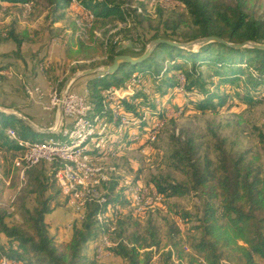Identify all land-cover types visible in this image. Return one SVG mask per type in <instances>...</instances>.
I'll list each match as a JSON object with an SVG mask.
<instances>
[{
  "label": "trees",
  "instance_id": "1",
  "mask_svg": "<svg viewBox=\"0 0 264 264\" xmlns=\"http://www.w3.org/2000/svg\"><path fill=\"white\" fill-rule=\"evenodd\" d=\"M74 1L93 14L92 25L82 27L72 20L71 31L60 33L63 29L55 30L54 24L64 19L72 0H0L5 4V10L19 6V12L25 13L29 19L42 17L46 22L45 29L49 35L45 45L47 49L44 55L37 56L39 66L36 68L51 67V41L54 38L62 42L67 63L72 59L82 60L88 62L91 68L95 64H111L119 54L140 56L157 38L188 43L215 36L232 44H264V0H173L176 4L171 6L156 3L151 14L145 8L150 0L140 1V6H133L134 0ZM26 4L29 7L26 8ZM139 7L141 11H138ZM17 22L16 19H9L4 24L0 23V71L15 67L14 71L22 75V67H32L25 59L23 46L33 41L36 32L31 33L27 27L19 28ZM111 22L115 30H104L103 27ZM143 23L147 24V28L141 26ZM129 28L135 29L136 35L130 38L133 43L126 44L129 48H124L126 45H120L122 39L118 35ZM165 50L169 55L160 58L159 54ZM48 59L51 62L47 65ZM71 66L72 71L78 69V65ZM118 67L113 74L87 75L85 84L98 112L102 111L101 89L118 86L134 73L140 76L139 87L150 85L155 95L153 99L150 92L136 90L122 101L123 110L140 120L124 129V136L131 129L139 131L137 140L123 137L118 141L125 145L138 142L157 120H164L163 124L173 121V117H166L170 101L160 107V103L155 104L154 100L174 94L179 85V73L184 76V93L182 104L175 108H181V114L189 110L201 113L215 111L235 101L251 104L256 102V95L264 96V49L251 46L233 47L215 41L200 46L160 42L142 61L120 63ZM36 68L34 78L28 80L30 85H38L42 80L43 75ZM125 69L124 74L119 76L118 73ZM13 79L17 80V76L9 79L0 74V87L9 85L15 95L22 85L27 96L25 81L20 78L17 84ZM64 81H53L58 92ZM232 86L236 87L233 93H226L225 89ZM0 94L5 95L3 92ZM16 97L11 96L10 99L6 96L8 101L1 106L23 111L16 105L19 101ZM141 106L148 112L145 119H142ZM32 114L25 113L38 124L48 122L40 121L42 115L47 116L40 105ZM117 125L118 121L114 130ZM8 128L15 130V138L8 137ZM46 134L50 135L36 132L14 114L0 111V152H10L12 157H16L24 150L21 142L33 141L36 135ZM169 136V159L181 177L153 176L151 184L163 196L164 202L172 197H193L199 202V213L173 208L176 220L164 218L167 241L163 247L167 249L162 251L163 264H174L173 257L178 259V264H264V159L260 152L253 149L232 150L225 147L221 140L213 148L203 146L183 129L177 135L172 131ZM259 138L264 143V134L260 133ZM150 143L153 142L147 140L142 145ZM59 167V162L41 161L26 169L20 181L19 168L10 163L9 187L18 191L10 205L12 211L0 207L1 253L20 264H113V260L118 263L125 261L124 264H147L152 251L146 248L153 246L157 251L163 248L161 227L152 215L158 210L156 208L141 216L122 214L115 226L118 242L112 248V258L97 261L93 253L89 255L88 248L93 246L101 233L97 212L105 209L108 203L122 202L119 194H114L117 185L114 180L104 185L109 194L106 193L107 199L103 204L86 203L83 218L72 222L66 239L59 240L51 235L46 215L62 204L61 189L55 177ZM177 220L191 223L188 240L182 239ZM141 249L144 251L140 252Z\"/></svg>",
  "mask_w": 264,
  "mask_h": 264
},
{
  "label": "rangeland",
  "instance_id": "2",
  "mask_svg": "<svg viewBox=\"0 0 264 264\" xmlns=\"http://www.w3.org/2000/svg\"><path fill=\"white\" fill-rule=\"evenodd\" d=\"M146 0H134L133 6H140L139 2ZM263 1V0H261ZM165 2V0H150L146 4V11L151 14L155 9L156 3ZM1 3L0 7V23L4 24L9 19H16L17 26L19 28L27 27L30 29L31 33H35L36 35L33 36V41L28 42L24 44L23 51L26 61L31 64L32 67H22L21 69L23 72L26 73V76L22 72V75L19 72L17 74V80L13 79V82L18 84V79L24 80L23 83L27 86L30 85V80L34 76V68L36 66H39L37 63V56H42L44 53H46L47 47L45 46L48 44V33L46 32V22L43 21L42 17H38L34 20L29 19L25 13L19 12V6H12L9 10H5ZM169 4V3H168ZM176 4V3H175ZM163 6H171L163 4ZM25 7H29L28 4L25 5ZM82 11L84 13H82ZM138 11H141V8H138ZM6 14H5V13ZM24 12V11H23ZM92 15V17L90 16ZM94 16L91 12L85 10L82 6L77 4L74 0H72L69 10H67L65 17L63 20L57 22L54 24L55 30L61 32H70L71 26L70 23L72 20H75L79 26H86L90 27L92 25ZM119 26H125L124 24H119ZM142 27L147 28V24L143 23L141 24ZM114 23H107L103 28L104 30H115L114 29ZM96 34H99V31H96ZM136 30L135 29H126L125 31H122L118 36L122 39L120 45L123 43V45L133 43L130 38H135ZM51 43L52 45V62L51 67H45L43 70H40V67L38 68V71L40 74H42L46 79L50 80L53 86H56L57 79L60 81L62 79L67 80L68 77H70L72 74L80 72L84 69L91 68L89 67V63L82 60L74 61L73 59L70 60L71 64L78 65L77 70L72 71L71 64L67 63L66 57L64 54V46L60 39L54 38ZM6 49V48H4ZM54 49V50H53ZM56 55H55V54ZM55 55V56H54ZM168 51H162L161 54H159L160 58L162 56H168ZM159 58V59H160ZM164 61H168L165 59ZM21 65L22 61L20 60ZM47 65L49 62L47 61ZM104 65V64H102ZM100 64H95L94 67H100L102 66ZM187 67H190V65H187ZM36 68V69H37ZM15 67H13V70ZM16 70V69H15ZM124 71H121L118 73V75H123ZM17 72V71H16ZM45 74V75H44ZM95 73H91L89 75H92ZM181 74V73H179ZM178 75V74H177ZM21 76V77H20ZM24 76V78L22 77ZM34 78V77H33ZM36 78V77H35ZM87 75L81 76L77 80L73 82V90L75 92L80 93L84 87H86L85 81L87 80ZM128 79V78H127ZM126 78L121 83L124 85L126 83ZM20 80V81H21ZM31 81V80H30ZM49 81V82H50ZM64 81V83H65ZM214 81L216 79L214 78ZM59 82V81H58ZM60 83V82H59ZM63 83V85H64ZM2 84V83H1ZM12 87L13 86L12 84ZM63 87V86H62ZM18 88H21L20 92H16L13 97L15 98L18 96L19 101L16 104L19 106L23 111H19L15 109L14 107H3L8 108L10 110H17L21 112L24 116L26 114H32L34 111H36V108L39 106V104H33L32 99L26 96V94L23 91V86H19ZM87 88V87H86ZM137 90H140L141 92L148 93L150 92L151 98L155 96L150 88V85H145V87H136ZM236 89V87L232 86L230 89L226 88V93H233V91ZM136 91V90H134ZM222 91V90H221ZM2 97V95L0 94ZM157 96V95H156ZM183 93H177L174 90L173 95H168V97L158 98L154 100V103L157 104L158 102L162 104L160 107L166 106V103L169 101V105L166 108V113L173 112V121L167 122L166 124H163L157 133L156 139L153 143L142 145L144 140L146 138V134L138 141L133 142L129 145H124L122 147V151L119 153H116L113 155L112 158H109L107 161L104 162V165L111 166L116 169L114 175L118 176L119 174L123 173L126 175L127 179L129 181L136 179L135 182L141 183L143 185H150L151 184V177L155 176L158 177L162 175L163 177H174L179 179L181 176L180 174L175 171L171 165L170 159H169V153H170V134L172 131L179 133L181 129L184 130V132H187L188 135L193 136L197 141L201 142L203 146H210L211 148L214 147L216 143H218L219 140L222 141V144L230 148L232 150H245V149H253L256 151H259L262 158L264 159V143L261 142V139L259 138L260 133L264 134V96L262 94H258L255 97V101L251 104L248 103H242L240 101H235L232 103H227L223 105L221 108H218L215 111H209L206 113L197 112L195 110H189L185 112L184 114H181V108L176 109L175 106L181 105L183 101ZM8 97L11 99V94H8ZM17 98V97H16ZM47 98V96H45ZM13 102V100H11ZM15 101V100H14ZM22 101V102H21ZM16 102V101H15ZM153 102V100H151ZM4 103L3 101L1 102ZM37 106V107H36ZM144 107V106H143ZM140 108V107H139ZM45 111V110H44ZM24 112V113H23ZM47 112V111H46ZM48 113V112H47ZM148 113V112H147ZM50 116V122L48 120L47 123L38 124L41 127H44L47 124V127H53L55 124V117H56V109L50 111L48 113ZM33 115V114H32ZM34 116V115H33ZM27 117V116H26ZM29 118V117H28ZM30 119V118H29ZM41 122L43 120L45 121V116L42 115L40 118ZM34 122V121H33ZM153 124H157V122H153ZM136 131V132H135ZM133 133H137V130L134 128ZM50 137L46 135H36V140L42 141L46 140ZM133 136H129V138H132ZM129 138L127 140H129ZM19 155V154H18ZM17 156V155H16ZM14 157L11 156V153L6 152H0V207H5L8 209V211H12V208L10 205L14 201V198L17 194L18 189H11L9 187V175H10V163L14 162ZM20 178V177H19ZM22 179H20L21 181ZM21 185V184H20ZM121 193H124V189ZM126 199V196H125ZM61 205H58L56 208H54L49 214L46 215V219L49 224V228L51 229V235L54 237H57L59 240L66 239L67 236L71 232V228H69L70 222L73 221L72 216V210L71 208L66 204L64 198L61 196ZM119 205L121 209L124 211V216L127 214L126 212L129 211L130 206H128V202L122 200V202H115ZM173 208L177 209H184L187 210L193 214L199 213V202L194 199L191 196H183V197H172L165 202H162V206L158 208L156 212H153V217L157 221L158 225L161 227V246L163 247L167 241L165 232H166V225L164 222V218L169 219L170 221L176 220V214L173 212ZM145 219H143L144 221ZM177 224L180 225L181 229V235L183 240H188V228L190 227L191 223H184L180 220H177ZM98 240L93 243V246L88 248V253L91 255L93 253V249L95 244H97ZM185 250L188 251L189 248L187 245L184 246ZM167 247H163V250H165ZM159 264H163V257L162 254L159 257ZM109 260V259H108ZM111 262V261H107ZM124 264V262H116L113 260V264ZM96 264H100L96 262ZM102 264V263H101ZM186 264V263H185Z\"/></svg>",
  "mask_w": 264,
  "mask_h": 264
},
{
  "label": "built area",
  "instance_id": "3",
  "mask_svg": "<svg viewBox=\"0 0 264 264\" xmlns=\"http://www.w3.org/2000/svg\"><path fill=\"white\" fill-rule=\"evenodd\" d=\"M82 13L84 12L82 11ZM124 48H129V46L126 45ZM43 68L45 67H40V70ZM1 74L9 77L16 75L12 68L2 70ZM139 79V74L134 73L124 85L122 83L118 86L111 85L101 89L99 94L102 111L99 112L95 111L87 88L84 87L78 93L73 90L72 83L62 99V119L58 129L50 132L51 136L46 140L21 142L24 150L14 158L13 162L14 166L19 168L20 179L23 180L26 169L41 161L59 162L60 167L56 171L55 177L61 189V196L72 210L73 221L83 218L87 202L103 204L106 201V193L109 194V192L104 189V185L113 180L117 182L114 194L118 193L119 199L128 202V206H130L126 213L141 216L149 210L162 206L164 198L152 184L145 186L135 182L136 179L129 181L123 173L115 176L116 169L104 165L105 161L122 151L125 144L118 142L120 139L123 137L128 139L129 136H133L129 140L138 139V130L137 133H133V129H131L126 136L123 135V131L128 125L136 124L140 120L133 118L132 113L123 110L122 101L128 99L134 90H137ZM177 79L179 85L174 90L182 94L184 93L183 74H178ZM48 84L47 98L39 85H25V91L32 101L42 104L43 110L50 113L58 106L60 92L51 82L48 81ZM141 109L143 110L142 119H145L148 114L147 109L143 106ZM48 113L45 120H49L51 116ZM172 116L173 112L166 113V117L171 118ZM116 121H118V125L114 130ZM156 122L157 124H153L152 129L146 133V138L142 139L144 142L155 141L164 120ZM47 128H55V126ZM6 132L9 138H15L14 129L8 128ZM123 189L124 193H121ZM122 214L124 211L117 203H108L105 209L97 212L96 219L101 229L98 242L93 249L94 258L97 261L114 256L112 248L118 242L115 237V226ZM72 222H70L69 228H71ZM146 250L152 251L147 264H159L163 248L157 251L152 246ZM143 251L144 249L140 250V252ZM173 262L178 264V259L173 257ZM0 264H20V262L0 252Z\"/></svg>",
  "mask_w": 264,
  "mask_h": 264
},
{
  "label": "water",
  "instance_id": "4",
  "mask_svg": "<svg viewBox=\"0 0 264 264\" xmlns=\"http://www.w3.org/2000/svg\"><path fill=\"white\" fill-rule=\"evenodd\" d=\"M210 41L224 43L226 45H230L233 47L251 46V47H255V48L264 49L263 43L244 42L241 44H232V43L226 42L225 40H223L219 37H215V36H208V37H204V38H199V39H196V40L188 42V43H176V42H171V41L164 40L161 38H157V39H154L152 42L149 43V45L146 47L143 54H141L140 56L133 57V56L128 55V54H119V55H116L114 57L111 64L102 65L100 67H93V68L84 69V70L77 72V73H74L70 77H68L67 80L65 81L61 91H60V101H59L58 106L56 108V114H55L56 115L55 124H54L55 128L41 127L38 124H36L35 122H33L31 119H29L28 117L24 116L21 112H19L17 110L15 111V110H10L8 108L0 107V111L14 114L18 118L22 119L27 125H29L36 132H39V133L54 132L56 129H58L60 122H61V119H62V99H63V96L67 92L70 85L75 80L80 78L81 76L89 75L91 73L113 74L118 70V68H119L118 66L120 63L136 64V63L142 61L143 59L147 58L148 55L150 54V52L152 51V49L154 48V46L160 42H167L169 44L176 45V46H200V45L207 43V42H210Z\"/></svg>",
  "mask_w": 264,
  "mask_h": 264
},
{
  "label": "crops",
  "instance_id": "5",
  "mask_svg": "<svg viewBox=\"0 0 264 264\" xmlns=\"http://www.w3.org/2000/svg\"><path fill=\"white\" fill-rule=\"evenodd\" d=\"M2 4H4V3H2ZM3 6H5V5H3ZM54 50V49H53ZM55 54V53H54ZM56 55V54H55ZM54 55V56H55ZM53 58V57H52ZM49 63L51 62L50 61V59H48L47 60ZM15 73H16V71H15ZM0 74H1V71H0ZM15 76H17V73H16V75ZM21 77V76H20ZM7 78H11V77H9V76H7ZM13 78V77H12ZM40 87H41V89L44 91V93H45V96H47V94H48V92H49V84H48V81H46L45 80V78L44 77H42V80H40L39 81V84H38ZM1 88V87H0ZM0 92H3L5 95H4V97L2 96H0V105L2 104L1 102L3 101V102H6V101H8L5 97L6 96H8V94H11V96L13 95V89L11 88V87H9V85H5L4 87H2L1 88V90H0ZM39 104V103H38ZM40 105V107L42 108V104H39ZM43 109V108H42ZM51 230V229H50Z\"/></svg>",
  "mask_w": 264,
  "mask_h": 264
},
{
  "label": "bare ground",
  "instance_id": "6",
  "mask_svg": "<svg viewBox=\"0 0 264 264\" xmlns=\"http://www.w3.org/2000/svg\"><path fill=\"white\" fill-rule=\"evenodd\" d=\"M163 4H165V5H173V4H175L176 2L175 1H173V0H171V1H165V2H162ZM169 3V4H168ZM91 17H92V15H90Z\"/></svg>",
  "mask_w": 264,
  "mask_h": 264
}]
</instances>
